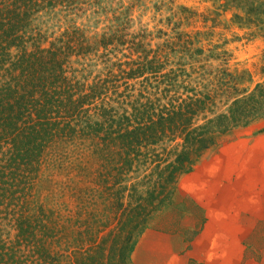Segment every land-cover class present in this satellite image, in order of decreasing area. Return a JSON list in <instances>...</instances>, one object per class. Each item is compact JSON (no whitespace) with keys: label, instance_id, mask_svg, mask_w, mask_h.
<instances>
[{"label":"trees","instance_id":"1","mask_svg":"<svg viewBox=\"0 0 264 264\" xmlns=\"http://www.w3.org/2000/svg\"><path fill=\"white\" fill-rule=\"evenodd\" d=\"M136 1L0 0V264H132L179 179L264 117V80L179 29L195 11L136 30ZM202 1L264 31V0Z\"/></svg>","mask_w":264,"mask_h":264},{"label":"rangeland","instance_id":"2","mask_svg":"<svg viewBox=\"0 0 264 264\" xmlns=\"http://www.w3.org/2000/svg\"><path fill=\"white\" fill-rule=\"evenodd\" d=\"M129 1L124 0V3ZM166 3L168 0L136 1L133 8L134 29L137 30L143 26L150 31L162 29L172 35L171 29L179 19L178 16L171 18L168 9L171 7L174 11L179 5L190 8L196 12L197 16L187 21L181 19L179 29L192 35L195 32H204L201 43L205 49L213 50L216 46V52L226 51L227 54L221 57L222 60L212 62L213 66L220 64L230 72L247 70L252 79L251 88L264 80V31L255 27L247 28L234 24L232 22L233 11L220 12L221 16L214 17L212 14L214 7L211 1L174 0L173 6H162ZM169 16L170 19L166 20ZM203 16H208V19L213 18V21L208 20L204 23ZM80 21L85 23L84 19ZM100 27L101 24L97 26V29L99 30ZM191 174L196 176L193 180L202 181L201 183H206L209 187L215 184L223 187L218 196L225 198L226 210L233 207L237 210V194H239V209L242 214L251 211L254 197L257 194L264 196L262 191V188L264 189V117L222 136L216 145L206 152L194 168L183 175L178 182L186 181ZM190 183H192V178L188 179L185 185ZM237 187H239L238 193ZM209 193L204 192L203 194L210 196ZM232 196L234 197L233 202L231 201ZM188 210H191L192 214L197 212L194 207ZM184 211L186 210L183 209ZM192 218L200 219L199 224L202 225L204 219L202 215L194 214ZM189 221L190 217H187L185 225L189 226ZM199 224H194V227ZM190 234L195 236L194 228ZM247 249L254 254L251 256H257L250 247ZM256 251L259 252V248Z\"/></svg>","mask_w":264,"mask_h":264},{"label":"crops","instance_id":"3","mask_svg":"<svg viewBox=\"0 0 264 264\" xmlns=\"http://www.w3.org/2000/svg\"><path fill=\"white\" fill-rule=\"evenodd\" d=\"M187 178H192L189 185H185ZM187 178L177 183L170 206L154 214L139 234L132 264H264V196L257 194L251 211L242 214L239 194L237 210H226L225 198L218 196L223 187H209L193 180V174ZM190 207L204 217L202 225L200 219L192 218ZM187 217L189 226L185 225ZM193 228L195 236L190 234ZM247 247L257 256H251L254 254Z\"/></svg>","mask_w":264,"mask_h":264}]
</instances>
